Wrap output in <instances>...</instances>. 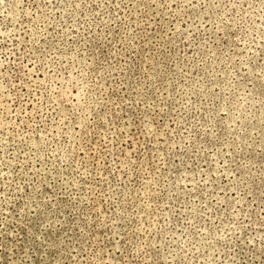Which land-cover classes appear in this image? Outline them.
<instances>
[{"label":"rangeland","instance_id":"374dc122","mask_svg":"<svg viewBox=\"0 0 264 264\" xmlns=\"http://www.w3.org/2000/svg\"><path fill=\"white\" fill-rule=\"evenodd\" d=\"M0 264H264V0H0Z\"/></svg>","mask_w":264,"mask_h":264}]
</instances>
